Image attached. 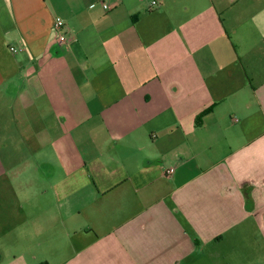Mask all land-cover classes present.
<instances>
[{
  "label": "crops",
  "instance_id": "crops-1",
  "mask_svg": "<svg viewBox=\"0 0 264 264\" xmlns=\"http://www.w3.org/2000/svg\"><path fill=\"white\" fill-rule=\"evenodd\" d=\"M26 82L51 193L0 189V264H264V0H0Z\"/></svg>",
  "mask_w": 264,
  "mask_h": 264
},
{
  "label": "rangeland",
  "instance_id": "rangeland-1",
  "mask_svg": "<svg viewBox=\"0 0 264 264\" xmlns=\"http://www.w3.org/2000/svg\"><path fill=\"white\" fill-rule=\"evenodd\" d=\"M45 74L43 82L51 92V77ZM22 88L18 96L0 100V189L51 193V100H21L30 97L29 82L18 90ZM15 201L9 198L8 205Z\"/></svg>",
  "mask_w": 264,
  "mask_h": 264
},
{
  "label": "built area",
  "instance_id": "built-area-1",
  "mask_svg": "<svg viewBox=\"0 0 264 264\" xmlns=\"http://www.w3.org/2000/svg\"><path fill=\"white\" fill-rule=\"evenodd\" d=\"M156 5H157V3L153 2L152 7L150 9H152ZM63 25H64L63 20L61 18H57L56 22H55V28L60 30V29H62ZM61 40L64 41L62 37H61ZM10 50H11L12 53H16L17 52V49L15 47H11ZM167 173L168 174H173L174 173V169L173 168L169 169L167 171Z\"/></svg>",
  "mask_w": 264,
  "mask_h": 264
},
{
  "label": "trees",
  "instance_id": "trees-1",
  "mask_svg": "<svg viewBox=\"0 0 264 264\" xmlns=\"http://www.w3.org/2000/svg\"><path fill=\"white\" fill-rule=\"evenodd\" d=\"M207 111H208V110H207ZM207 111H206V112H207ZM199 121H201V116H199L198 119H197V122H198V123H199Z\"/></svg>",
  "mask_w": 264,
  "mask_h": 264
}]
</instances>
